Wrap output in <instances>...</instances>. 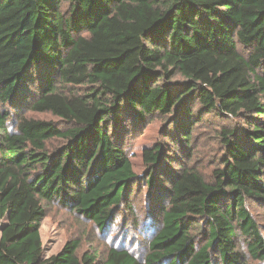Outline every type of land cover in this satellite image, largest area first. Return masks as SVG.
<instances>
[{"label": "trees", "instance_id": "1", "mask_svg": "<svg viewBox=\"0 0 264 264\" xmlns=\"http://www.w3.org/2000/svg\"><path fill=\"white\" fill-rule=\"evenodd\" d=\"M263 71L264 0H0V264H246L242 239L264 261L247 209L264 204ZM23 105L65 129L22 114L12 123ZM156 114L185 157L206 116L234 121L211 181L148 146L160 224L145 259L80 257L77 239L46 259L44 202L103 230L132 209L141 177L126 144Z\"/></svg>", "mask_w": 264, "mask_h": 264}, {"label": "rangeland", "instance_id": "2", "mask_svg": "<svg viewBox=\"0 0 264 264\" xmlns=\"http://www.w3.org/2000/svg\"><path fill=\"white\" fill-rule=\"evenodd\" d=\"M261 74L264 75V71ZM177 79L181 80V78ZM27 106H17L12 110V123H17L19 114H22V116L32 119L52 121L65 129V124L58 118L49 114L32 112ZM167 124L168 118L159 114L148 117L141 128L128 139L126 151L132 161L135 173L141 178L131 199L130 207L132 209H128L127 206L118 211L106 230L65 209L59 203L44 202L46 217L41 223L40 233L46 259L58 255L65 244L72 239H77L80 242L78 250L80 257L85 253L97 254L98 260L105 262L109 251L115 249L127 251L140 261L145 259L149 254L150 242L157 233L160 218H158L159 213L155 208L156 194L145 183L150 174L147 173L148 167L144 163V149L148 146L161 144L164 146V151L166 149L167 154L176 160L171 164V168L176 172H179L182 165L195 166L208 181H211V174L214 169L219 167L224 154V147L219 139L220 132L224 128H232L234 121L228 116H206L203 123L194 126L191 131L197 140L195 145H190V157L181 154L177 145L175 147L171 145ZM58 144L59 142L55 143L51 148H55ZM191 148H195L193 152ZM176 152H179V159ZM163 177V186L170 189L169 177ZM163 186L157 187L158 194L159 190L164 189ZM247 209L264 238V204L250 199L247 201ZM2 225L3 221H0V238ZM241 242L242 252H245L247 256L246 264H264V261L253 259L246 252L247 245L243 239Z\"/></svg>", "mask_w": 264, "mask_h": 264}]
</instances>
